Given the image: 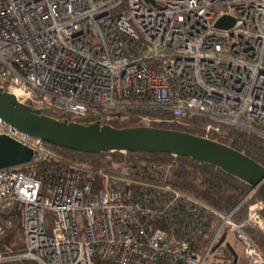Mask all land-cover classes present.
Returning <instances> with one entry per match:
<instances>
[{
    "label": "built area",
    "instance_id": "obj_1",
    "mask_svg": "<svg viewBox=\"0 0 264 264\" xmlns=\"http://www.w3.org/2000/svg\"><path fill=\"white\" fill-rule=\"evenodd\" d=\"M221 17L234 23L217 27ZM0 87L68 121L160 108L163 121L209 119L206 138L223 124L264 139V0H0ZM1 134L33 157L0 169V239L14 219L24 248L0 250V264H205L223 233L246 264H264L244 229L264 233V200L235 223L233 210L171 187L170 163L147 160L120 162L116 174L63 166L44 197L33 166L57 159L54 150L0 119Z\"/></svg>",
    "mask_w": 264,
    "mask_h": 264
},
{
    "label": "trees",
    "instance_id": "obj_2",
    "mask_svg": "<svg viewBox=\"0 0 264 264\" xmlns=\"http://www.w3.org/2000/svg\"><path fill=\"white\" fill-rule=\"evenodd\" d=\"M43 114L57 119H64L63 115L54 109H46L43 111ZM169 115L170 113L168 111L160 108L132 107L123 108L110 114L86 116L85 123L99 121L102 125H110L117 128L153 126L204 136V127L208 122H211L204 117H193L185 124L163 121V119ZM144 117H149L158 121H151L149 124H145L142 122V118ZM219 130L221 136L216 133H211L208 138L241 151L264 166L263 138L254 133L223 124L219 125ZM48 147L54 150L57 159H50L33 166L41 182L40 193L44 197L50 195L57 172L63 166L69 167L76 165L78 162H82L88 165L90 171L98 172L99 170L105 169L109 164L113 163V161L116 164L124 162L125 165H136L140 160H147L158 162L161 165L170 163L171 168L169 170L167 183L171 187L194 195L222 214H228L233 210L231 219L235 223H242L246 220L248 207L256 200H264L257 192H254L249 198L238 205L252 189L247 183L225 173L215 166L195 161L187 157H173L166 153L148 152H125V154L119 151L109 153H86L59 148L53 145H48ZM20 168L25 169L26 167L21 166ZM261 215L264 217V209H262ZM44 222L46 228L50 229L52 225V215L48 211L44 214ZM219 223L220 221L217 217L213 216L210 218L203 244L206 245L210 240V237ZM244 229L264 256V233L257 227L252 228L250 226H245ZM216 244L217 243L214 244L211 250L210 257L214 256L218 260V264H232L233 257L229 248L225 244L218 246H216ZM228 244L235 250L230 243ZM5 247L12 249L14 253H21L24 249L23 236L14 219L8 233L0 239V250L3 251ZM24 264L32 263L26 261ZM100 264L113 263L106 260Z\"/></svg>",
    "mask_w": 264,
    "mask_h": 264
},
{
    "label": "water",
    "instance_id": "obj_3",
    "mask_svg": "<svg viewBox=\"0 0 264 264\" xmlns=\"http://www.w3.org/2000/svg\"><path fill=\"white\" fill-rule=\"evenodd\" d=\"M233 23L232 18L221 17L216 26L228 28ZM0 119L32 138L68 150L86 153H166L204 162L247 183L252 191L264 199V166L243 152L204 136L153 126L117 128L102 125L99 121L85 123V117L77 121L57 119L32 108L28 100L18 102L11 92L1 87ZM32 157L31 148L7 135H0V169L28 164ZM225 237L223 233L216 246L225 244L232 253V264H236L238 255L226 243Z\"/></svg>",
    "mask_w": 264,
    "mask_h": 264
},
{
    "label": "rangeland",
    "instance_id": "obj_4",
    "mask_svg": "<svg viewBox=\"0 0 264 264\" xmlns=\"http://www.w3.org/2000/svg\"><path fill=\"white\" fill-rule=\"evenodd\" d=\"M208 123H211V122H208ZM207 123V124H208ZM123 156H125V155H123ZM76 165H78V166H80L81 168H86V169H89L88 168V165L87 164H85V163H80V162H78V163H76ZM118 167H119V170L121 169L120 168V165L119 164H116L114 161H113V163H111V164H109L105 169H103L106 173H108V174H116L117 173V171H118ZM247 213H248V210H247ZM12 227V226H11ZM250 227H252V226H250ZM253 228V227H252ZM10 230V229H9ZM261 230V229H260ZM262 231V230H261ZM263 232V231H262ZM226 242H228V243H230L234 248H235V251H236V253H237V255H238V259H237V263L236 264H246L245 263V260H244V258L242 257V254H241V249H240V246H239V244L236 242V240L234 239V237L231 235V234H229L228 236H227V238H226ZM205 264H218V260L214 257V256H211V257H209L207 260H206V262H205Z\"/></svg>",
    "mask_w": 264,
    "mask_h": 264
},
{
    "label": "bare ground",
    "instance_id": "obj_5",
    "mask_svg": "<svg viewBox=\"0 0 264 264\" xmlns=\"http://www.w3.org/2000/svg\"><path fill=\"white\" fill-rule=\"evenodd\" d=\"M10 92L15 96V98L18 102H23V100H24L23 95L18 90L12 89V90H10Z\"/></svg>",
    "mask_w": 264,
    "mask_h": 264
}]
</instances>
